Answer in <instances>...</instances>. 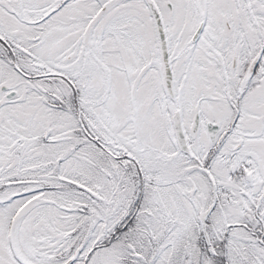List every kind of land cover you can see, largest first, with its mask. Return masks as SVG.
Instances as JSON below:
<instances>
[{
  "label": "snow or ice",
  "instance_id": "6c2138e0",
  "mask_svg": "<svg viewBox=\"0 0 264 264\" xmlns=\"http://www.w3.org/2000/svg\"><path fill=\"white\" fill-rule=\"evenodd\" d=\"M0 264H264V0H0Z\"/></svg>",
  "mask_w": 264,
  "mask_h": 264
}]
</instances>
